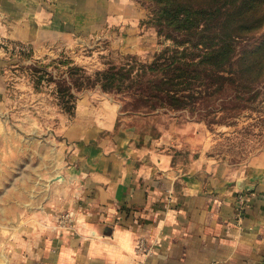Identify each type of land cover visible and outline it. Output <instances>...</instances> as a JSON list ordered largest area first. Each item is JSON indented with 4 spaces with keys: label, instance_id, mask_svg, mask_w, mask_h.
Returning <instances> with one entry per match:
<instances>
[{
    "label": "rangeland",
    "instance_id": "1",
    "mask_svg": "<svg viewBox=\"0 0 264 264\" xmlns=\"http://www.w3.org/2000/svg\"><path fill=\"white\" fill-rule=\"evenodd\" d=\"M38 3L47 27L37 39L0 26V201L6 192L29 202L37 195L51 216L69 218L66 197L84 200L70 178L77 131L96 132L113 117L114 130L142 132L181 162L218 165L231 181L264 165V0H233L232 32L244 35L225 71L206 82L169 67L173 55L181 60L175 48L189 45L177 46L185 37L157 23L151 0H107L102 20L90 18L92 0ZM164 77L174 81L162 86ZM166 88H190V97L172 106L159 100Z\"/></svg>",
    "mask_w": 264,
    "mask_h": 264
},
{
    "label": "crops",
    "instance_id": "2",
    "mask_svg": "<svg viewBox=\"0 0 264 264\" xmlns=\"http://www.w3.org/2000/svg\"><path fill=\"white\" fill-rule=\"evenodd\" d=\"M39 1L0 0V26L37 39L47 27ZM92 3L90 18L102 20L107 0ZM113 121L77 131L79 167L70 178L84 200L66 197L69 218L51 216L37 195L29 202L6 192L0 264H264V165L231 181L218 165L181 162L180 152L114 130Z\"/></svg>",
    "mask_w": 264,
    "mask_h": 264
},
{
    "label": "trees",
    "instance_id": "3",
    "mask_svg": "<svg viewBox=\"0 0 264 264\" xmlns=\"http://www.w3.org/2000/svg\"><path fill=\"white\" fill-rule=\"evenodd\" d=\"M150 1V0H149ZM158 5L157 23L168 29H173L186 40L177 41V46L189 45L185 52L175 48L177 56L170 57L169 67L179 73L183 80H193V73L200 76V81L206 82L213 75L225 71L234 55L235 43L244 34H233L235 12L233 0H151ZM246 0H242L245 2ZM253 7V5H252ZM251 7V8H252ZM243 23L239 25L243 29ZM233 29V30H232ZM195 37L197 40H193ZM188 39V40H187ZM174 41V39H172ZM176 41V40H175ZM192 49V50H190ZM188 50H190L188 52ZM199 59L196 61V59ZM183 61V62H182ZM205 73V74H203ZM174 79L164 77L162 86L169 85ZM179 83L175 84L178 85ZM211 84H208L210 86ZM186 89L170 90L166 88L159 100L173 101L172 106L183 107L182 102ZM192 92V90H191Z\"/></svg>",
    "mask_w": 264,
    "mask_h": 264
}]
</instances>
